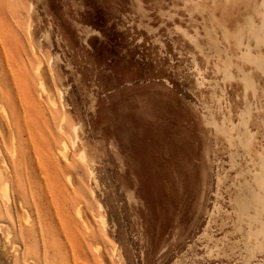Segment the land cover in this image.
I'll return each mask as SVG.
<instances>
[{"label": "rangeland", "instance_id": "rangeland-1", "mask_svg": "<svg viewBox=\"0 0 264 264\" xmlns=\"http://www.w3.org/2000/svg\"><path fill=\"white\" fill-rule=\"evenodd\" d=\"M263 6L0 0V264H264Z\"/></svg>", "mask_w": 264, "mask_h": 264}, {"label": "bare ground", "instance_id": "bare-ground-1", "mask_svg": "<svg viewBox=\"0 0 264 264\" xmlns=\"http://www.w3.org/2000/svg\"><path fill=\"white\" fill-rule=\"evenodd\" d=\"M264 7V6H263ZM264 15V14H263ZM263 19V18H262ZM28 25H29V23H28ZM261 25H263V24H261ZM248 28V27H247ZM260 34V33H259ZM256 35V34H255ZM236 35H234V37H235ZM232 39H234L233 38V35H232ZM261 39V38H260ZM264 40V39H263ZM236 43H237V41H236ZM251 54V53H250ZM253 58V57H252ZM256 58V57H255ZM41 69H40V64H38L37 65V67H36V71L37 72H39V74L41 75V71H40ZM43 71V70H42ZM39 84H40V86H41V89H42V91L43 92H46V88H45V85H44V82H43V80L42 79H39ZM249 85V84H248ZM51 101V100H50ZM52 102V101H51ZM74 128V127H73ZM74 134H75V132H74ZM76 135V134H75ZM243 135V134H242ZM70 138H71V136H70ZM72 140V139H71ZM74 142H75V139L73 140ZM246 141H249V140H246ZM74 142H72V143H74ZM248 143V142H247ZM244 144V143H243ZM242 145V144H241ZM242 146H244V145H242ZM11 147H13V143H12V146ZM62 147H64V149H65V144L64 143H62ZM80 158V157H79ZM4 160V159H3ZM83 161V160H82ZM5 162V161H4ZM262 161L260 160V163H261ZM1 164V163H0ZM4 165V164H3ZM88 167V166H87ZM261 168V167H260ZM259 168V169H260ZM1 172H2V169H1V166H0V190H1V192H2V194H3V197H5V198H9V196H8V184H7V181L6 180H4L3 178H2V175H1ZM259 179V178H258ZM260 182H262V181H260ZM256 184V183H255ZM259 184V183H258ZM262 184V183H261ZM255 187V186H254ZM259 186H257L256 185V188L258 189V192L259 191H261V190H259V188H258ZM257 189H256V191H257ZM248 194V193H247ZM260 194V192L259 193H257V197H260V196H258ZM254 195V194H253ZM255 196H256V194H255ZM254 196V197H255ZM256 198V197H255ZM263 199V198H262ZM8 200V199H7ZM255 201V200H254ZM261 202H262V200H261ZM247 203V202H246ZM254 203V202H253ZM259 203H260V201H259ZM252 204V203H251ZM261 204V203H260ZM262 204L264 205V203L262 202ZM256 205V204H255ZM260 206V205H259ZM262 206V205H261ZM259 207V209L260 210H262L261 208L262 207ZM250 207V206H249ZM249 207H247V208H249ZM252 207V206H251ZM250 207V208H251ZM254 209V208H253ZM249 210V209H248ZM252 212H253V210H252ZM244 213H245V211H244ZM249 213V212H248ZM254 213V212H253ZM262 212L260 211V214H261ZM253 215V214H252ZM262 215V214H261ZM263 216V215H262ZM261 216V217H262ZM260 217V216H259ZM260 217V218H261ZM102 218V217H101ZM100 218V220H101V223H103V225H104V220L102 221V219ZM253 218V217H252ZM245 219H247V218H245ZM254 219V218H253ZM252 219V220H253ZM244 220V219H243ZM264 220V219H263ZM247 222H248V220H247ZM259 222V221H258ZM243 223V222H242ZM245 224H247L246 222H244ZM250 223V222H249ZM252 224H257V223H251L249 226L251 227V225ZM253 226V225H252ZM105 227V226H104ZM261 227V226H260ZM249 228V227H248ZM252 228V227H251ZM248 232V231H247ZM251 233V232H250ZM248 234V233H247ZM256 234H260V235H262L263 237H264V231L263 230H256ZM250 235V234H249ZM250 237V236H249ZM259 239V238H258ZM252 240V239H251ZM245 242V241H244ZM247 243V242H246ZM255 243H257V242H255ZM259 243V242H258ZM258 246V245H257ZM259 247V246H258ZM260 247H261V244H260ZM255 248V247H254ZM251 251V250H250ZM245 256V255H244Z\"/></svg>", "mask_w": 264, "mask_h": 264}]
</instances>
